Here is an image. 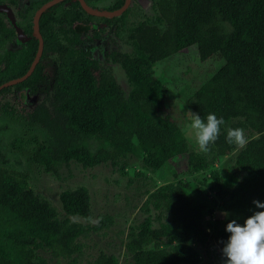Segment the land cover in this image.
I'll list each match as a JSON object with an SVG mask.
<instances>
[{
  "label": "trees",
  "instance_id": "trees-1",
  "mask_svg": "<svg viewBox=\"0 0 264 264\" xmlns=\"http://www.w3.org/2000/svg\"><path fill=\"white\" fill-rule=\"evenodd\" d=\"M154 10V19L128 28L132 51L113 55L125 72L129 93L111 70H99L83 50H68L53 40L51 50L58 56L52 83L38 85V78L44 81L40 65L23 83L35 92L52 85V91L33 112L21 113L8 104L2 111L25 130L39 128L42 140H17L30 148V163L56 177L73 161L85 169L110 164L125 173L129 156L152 172L185 158L197 181L169 182L144 192L141 209L147 216L130 227L125 247L129 264H200L196 244L213 241L223 248L227 222L243 223L259 210L253 201L264 202V0H156ZM192 45L203 62L215 55L225 61L187 101L202 118L209 112L224 118L218 139L206 152L190 149L184 131L164 107L168 89L154 69L158 61ZM228 127L253 136L238 150L225 139ZM230 157L228 168L215 166ZM6 164L0 152V264H51L42 253L57 264L61 259L77 264L84 253L80 239L113 225L110 215L94 226L72 219L92 217L87 187L60 193L61 218L47 198L35 193L27 173L11 171ZM93 264L120 261L101 252Z\"/></svg>",
  "mask_w": 264,
  "mask_h": 264
},
{
  "label": "rangeland",
  "instance_id": "rangeland-1",
  "mask_svg": "<svg viewBox=\"0 0 264 264\" xmlns=\"http://www.w3.org/2000/svg\"><path fill=\"white\" fill-rule=\"evenodd\" d=\"M149 5L144 17L154 19L155 15ZM144 17L127 21L122 26L124 30L115 29L113 33L104 35L99 41V48H96L98 57L102 60L105 52H131L132 47L127 42V30L143 20ZM215 56L203 62L199 59L197 45H192L187 50L154 64L155 75L168 89L164 107L184 131L191 150L199 148L195 143V131L188 127L191 112H195L187 101L214 72L224 65L225 61L218 55ZM102 66L110 69L124 91L129 93L130 85L120 64H115L106 59ZM43 99V95L37 97L35 105L42 102ZM3 100L6 99L0 96V107L3 104H8L13 108L19 106L17 102ZM8 119H10L8 115L0 113V152L5 156L8 169L27 173L30 186L35 193L47 198L58 209L61 218H64L65 215L60 202V193L78 186L88 188L93 214L90 220L73 217L74 221L87 226H94L107 215L113 217V225L108 230L99 233L90 232L87 237L80 239L84 245V253L77 264H93L101 252L115 254L119 258L120 264H129L131 256L126 251L125 243L130 227L141 223L147 216L141 209L147 199L144 192L155 191L169 182L176 184L181 182L194 183L199 178L187 168L185 158H179L176 163L172 160L161 170L152 172L145 170L142 167V161L134 156L127 158L128 166L125 173L119 167L113 168L110 164L85 169L73 161L69 166H63L59 170V177H56L45 172L42 167L30 163L26 150L30 148L22 144L24 140H17L21 136H24L25 141L34 136L42 140L43 135L39 128L28 127L25 130L18 123L15 124ZM245 136L247 142L253 135L251 132H246ZM21 147L25 150H22ZM242 147L238 146V150ZM232 158L218 160L215 166L228 168L227 165L233 163ZM152 212L154 211L152 210ZM209 219L210 217L206 218V220ZM196 247L202 257L200 264H221V261L225 259L222 248L213 241L208 242L205 246L196 244ZM42 255L46 256L51 264H57L56 261L51 260L49 253H42ZM69 262V260L61 259L59 264H68Z\"/></svg>",
  "mask_w": 264,
  "mask_h": 264
},
{
  "label": "flooded vegetation",
  "instance_id": "flooded-vegetation-1",
  "mask_svg": "<svg viewBox=\"0 0 264 264\" xmlns=\"http://www.w3.org/2000/svg\"><path fill=\"white\" fill-rule=\"evenodd\" d=\"M83 3L100 13L117 12L125 4L127 7L118 15L105 16L87 11ZM155 3L156 0H0V81L7 78L0 84V87L3 86L0 96L6 99L3 101L19 103L17 105L21 113L33 112L36 106L44 102L46 95L52 91V85L46 87V92H35L30 83L28 86L23 83L32 77L38 65L40 76L46 80L44 82L38 78V85L46 86L48 81L52 83L56 76L58 56L57 52L51 50L53 40L68 50H83L87 56L98 62L99 70L108 69L102 66L106 59L120 64L113 60L115 52H105L102 60L98 57L96 48H99V41L115 29L124 30L122 26L127 21L144 17L149 4L155 15ZM136 12L138 13L134 14ZM145 19L144 17L143 20ZM109 21L116 23L111 25ZM41 46L42 52L32 74L21 82L6 85L26 75L36 61ZM25 66L28 67L27 71L16 76ZM95 74L99 75V72ZM33 83L35 84V81ZM5 89L7 90L4 91ZM41 95L44 99L35 105L36 98ZM2 110L1 106V114ZM221 264H224V259Z\"/></svg>",
  "mask_w": 264,
  "mask_h": 264
},
{
  "label": "clouds",
  "instance_id": "clouds-1",
  "mask_svg": "<svg viewBox=\"0 0 264 264\" xmlns=\"http://www.w3.org/2000/svg\"><path fill=\"white\" fill-rule=\"evenodd\" d=\"M223 117L209 112L205 118L191 112L188 127L195 131V143L201 151H208L209 146L218 139ZM227 143L242 147L246 143L243 128L228 127L225 137ZM256 210L243 223L231 219L226 224L229 233L224 242L222 254L224 264H264V202L253 201ZM227 216V213H223Z\"/></svg>",
  "mask_w": 264,
  "mask_h": 264
},
{
  "label": "water",
  "instance_id": "water-1",
  "mask_svg": "<svg viewBox=\"0 0 264 264\" xmlns=\"http://www.w3.org/2000/svg\"><path fill=\"white\" fill-rule=\"evenodd\" d=\"M81 1H82V0H81ZM127 4H128V2H127ZM127 4H125V6H123L122 9H120L119 11H117V12H113V13H100V12L93 11V10L90 9L85 3H83V6H84V8H85L87 11H89V12H91V13H93V14H99V15H105V16H113V15H118V14H120V13H121V12L127 7ZM41 52H42V46L40 47L39 52L37 53L36 61L32 64L30 70L26 73L25 76H23V77L20 78V79L15 80V81H11V82H9V83L6 84V85L14 84V83H16V82H21V81H23L24 79H26L28 76H30V75L32 74V72L34 71V67H35V65H36V63H37V61H38V59H39V57H40V55H41ZM6 85H4V86H6ZM2 87H3V86H1L0 89H1Z\"/></svg>",
  "mask_w": 264,
  "mask_h": 264
}]
</instances>
